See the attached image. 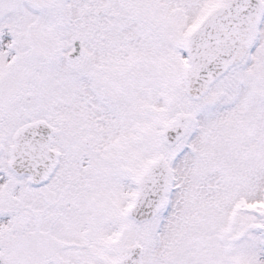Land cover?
<instances>
[{"label":"snow or ice","instance_id":"snow-or-ice-1","mask_svg":"<svg viewBox=\"0 0 264 264\" xmlns=\"http://www.w3.org/2000/svg\"><path fill=\"white\" fill-rule=\"evenodd\" d=\"M0 264H264V0H0Z\"/></svg>","mask_w":264,"mask_h":264}]
</instances>
